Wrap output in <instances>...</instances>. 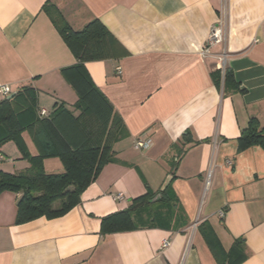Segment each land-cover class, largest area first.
Wrapping results in <instances>:
<instances>
[{
    "label": "crops",
    "instance_id": "0c3cea01",
    "mask_svg": "<svg viewBox=\"0 0 264 264\" xmlns=\"http://www.w3.org/2000/svg\"><path fill=\"white\" fill-rule=\"evenodd\" d=\"M93 20L118 45L116 55L84 64L125 129L123 139H110L117 161L57 219L17 225L20 194L1 193L0 264H217L197 229L204 221L225 250L243 240L241 264H264V147L238 144L252 118L264 126V0H0V88L9 89L0 101L30 86L38 115L63 106L79 116L62 72L76 59L58 29L80 31ZM217 24L224 43L203 55ZM223 56L238 89L224 88ZM218 72L220 84L212 77ZM85 127L97 129L93 118ZM139 138L151 147L135 150ZM21 146L38 155L26 131ZM0 153L9 156L4 172L29 167L12 142ZM42 167L57 172L62 164L51 157ZM167 184L184 212L180 231L100 235L102 217Z\"/></svg>",
    "mask_w": 264,
    "mask_h": 264
},
{
    "label": "trees",
    "instance_id": "16d2710c",
    "mask_svg": "<svg viewBox=\"0 0 264 264\" xmlns=\"http://www.w3.org/2000/svg\"><path fill=\"white\" fill-rule=\"evenodd\" d=\"M58 32L76 59L75 65L62 72L76 93L78 99L74 107L80 115L74 117L63 106L55 108L48 116L40 112L38 115L36 93L30 86L21 87L11 99L0 101V146L13 141L29 163L28 168L17 173L0 169V194H20L16 205L17 225L40 218L57 219L80 204L82 193L97 179L103 167L117 161L110 139L125 137V129L112 105L87 77L84 66L88 61L116 55V41L98 20L91 21L80 31L63 25ZM212 77L220 84V72ZM233 84L235 89L239 88L232 73L224 70V88ZM84 117H88V121L93 118L97 129L87 131L88 121ZM25 131L38 149L35 157L29 156L21 146V135ZM238 144L240 150L255 145L264 147V126L259 127L258 121L252 118L241 131ZM51 157L61 161L60 171L43 169L42 160ZM185 224L184 212L171 185L167 184L156 193L148 191L131 199L126 209L102 217L100 235L140 229L180 231ZM197 229L217 264H241L246 259L243 240H235L229 250H225L209 222L200 223Z\"/></svg>",
    "mask_w": 264,
    "mask_h": 264
},
{
    "label": "built area",
    "instance_id": "2783aa9c",
    "mask_svg": "<svg viewBox=\"0 0 264 264\" xmlns=\"http://www.w3.org/2000/svg\"><path fill=\"white\" fill-rule=\"evenodd\" d=\"M223 43H224V32H223V29L221 28L220 24L214 25L211 28L210 34H209V36H208V38H207V40L205 42L204 48L202 50V54L203 55H208L210 53V49L212 47L217 46V45H223ZM224 59H225V57L223 56V59H222V70H225V60ZM117 70L120 71L119 68ZM0 91L2 92V94L4 96L9 94V89L7 87H1ZM40 115H45V112L44 111H40ZM151 144H152V142H151L150 139L139 138V139H136L135 142H134V149L137 150V151H146V150H148L151 147ZM2 160H3V156L0 153V161H2ZM209 177H210V173H208V175H207L206 188L209 186ZM114 199L117 200V201H120V200H122V197L121 196H116ZM219 215L222 217L223 213L219 212ZM168 246H169V241H166V240L163 241L162 246H161L162 249H165Z\"/></svg>",
    "mask_w": 264,
    "mask_h": 264
},
{
    "label": "rangeland",
    "instance_id": "374dc122",
    "mask_svg": "<svg viewBox=\"0 0 264 264\" xmlns=\"http://www.w3.org/2000/svg\"><path fill=\"white\" fill-rule=\"evenodd\" d=\"M9 142H12V143L15 145V143H14L13 141H9ZM9 142L4 143V144H3L2 146H0V147L7 146ZM8 157H9L8 154H4V156H3L4 161L1 162L0 164H2V165L4 166V165L7 163V161H8Z\"/></svg>",
    "mask_w": 264,
    "mask_h": 264
},
{
    "label": "water",
    "instance_id": "95a60500",
    "mask_svg": "<svg viewBox=\"0 0 264 264\" xmlns=\"http://www.w3.org/2000/svg\"><path fill=\"white\" fill-rule=\"evenodd\" d=\"M11 98H12V96H9V97H8V99H11ZM152 201H155V199H153ZM152 201H151V202H152Z\"/></svg>",
    "mask_w": 264,
    "mask_h": 264
}]
</instances>
